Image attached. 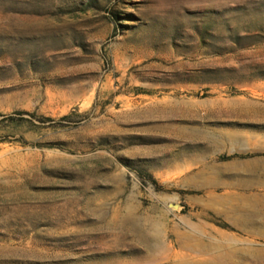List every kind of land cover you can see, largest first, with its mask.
Returning a JSON list of instances; mask_svg holds the SVG:
<instances>
[{
	"label": "rangeland",
	"instance_id": "1",
	"mask_svg": "<svg viewBox=\"0 0 264 264\" xmlns=\"http://www.w3.org/2000/svg\"><path fill=\"white\" fill-rule=\"evenodd\" d=\"M0 264H264V0H0Z\"/></svg>",
	"mask_w": 264,
	"mask_h": 264
},
{
	"label": "trees",
	"instance_id": "2",
	"mask_svg": "<svg viewBox=\"0 0 264 264\" xmlns=\"http://www.w3.org/2000/svg\"><path fill=\"white\" fill-rule=\"evenodd\" d=\"M64 116H67V115H64Z\"/></svg>",
	"mask_w": 264,
	"mask_h": 264
}]
</instances>
